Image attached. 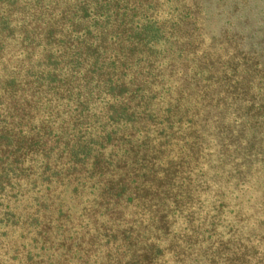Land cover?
<instances>
[{"label":"trees","instance_id":"16d2710c","mask_svg":"<svg viewBox=\"0 0 264 264\" xmlns=\"http://www.w3.org/2000/svg\"><path fill=\"white\" fill-rule=\"evenodd\" d=\"M207 1L0 0V264H264V31L212 34ZM158 33L194 66L163 106ZM20 180L82 207L16 213ZM209 191L234 202L222 233L193 224Z\"/></svg>","mask_w":264,"mask_h":264},{"label":"rangeland","instance_id":"374dc122","mask_svg":"<svg viewBox=\"0 0 264 264\" xmlns=\"http://www.w3.org/2000/svg\"><path fill=\"white\" fill-rule=\"evenodd\" d=\"M192 1L193 0H159L160 5L156 9V16L162 19H175L179 17L180 14L184 15L185 13H187V11H189V13L191 14V12L195 9L193 7L194 5ZM235 2L237 3V5L235 6V8H237L236 11H234L233 9V3L231 0H208L207 3L204 4V8L202 7L201 9L202 14L208 17V29L212 34H216L220 28L222 29L224 27L230 28L229 30H231V27L228 26V23H230V26H234L232 28L236 30H243L245 35L247 32L246 28L248 26H252V29L256 31V35H254L255 42L258 41L259 37H261L262 35V31H264V18L263 20H261L262 15L260 14V12H264V0H236ZM220 13L222 14L220 15ZM229 14H232L233 16L229 19V22H227L223 17ZM246 20V25H244V22ZM237 22H239V28L241 29L235 27L237 26ZM160 35L162 34L157 35V37L152 36L148 38L152 40V43L156 44V50H162V54L160 55V57H158L159 62L156 63L159 69L163 68L161 70L160 80L154 81L151 86H153L152 88L160 98L159 101L161 102H159V104L163 106L169 101V98L173 99V95L169 96V94H165L164 86H170L169 92H174V87L176 85L175 78L178 77V74L176 76V74L174 73L169 75L170 64H177L178 72L183 71L187 73V75L191 74L194 71V66L188 65L187 62H182L181 60H179V56L177 57L178 52L174 51L175 46H171L170 42L163 43V40L160 39ZM15 57L16 56H14L13 59H15ZM158 105L152 106L151 108L156 109L158 108ZM19 182L21 186L20 188H17V192L19 194L16 195L17 197L15 199L10 200L11 209L16 213H20L24 210L33 211L35 209H38V215L41 216L42 220L48 221L47 217H49V215L56 207H59V209L61 208L62 212H64L65 214L68 212L78 213V211L82 207V204L78 203L75 200L69 199L70 187L64 186L56 188V186H54V188L51 187L47 190H45V188L32 189L29 181L20 180ZM87 191L88 188H86V192ZM216 194L217 193L215 191H209L201 195L199 199L200 203L195 205L194 208L198 219L195 218L193 224L195 226H200L202 224H205V222L208 220L207 218L213 217L216 220L215 222L217 230L222 233L223 226L227 225V223L232 220L235 213V211L232 210V205H234V202L228 200L225 196H220L218 194L216 196ZM253 196L254 194L249 191L243 197L252 198ZM242 203L243 212H247L248 205L245 203V200H243ZM44 217H46V219ZM240 217H243V215H240ZM51 218H53L54 220L56 217L55 215H53L51 216ZM52 222L54 225L55 221ZM75 223L76 221L74 220L73 224ZM180 223H182V219H179L178 225ZM7 228L8 227L3 229L4 231L6 230V237H13V239L18 241L21 237H24L26 235V232H24L22 228ZM226 230L227 229H225L224 231ZM49 251L50 252L47 251L48 254L54 257V259L58 258L59 252L53 253L52 249H50ZM32 253L36 254L35 251Z\"/></svg>","mask_w":264,"mask_h":264}]
</instances>
